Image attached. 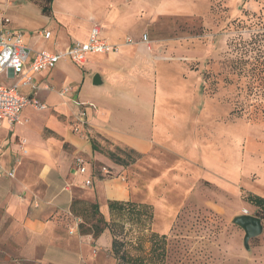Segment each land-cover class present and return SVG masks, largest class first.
Segmentation results:
<instances>
[{"label": "crops", "instance_id": "crops-1", "mask_svg": "<svg viewBox=\"0 0 264 264\" xmlns=\"http://www.w3.org/2000/svg\"><path fill=\"white\" fill-rule=\"evenodd\" d=\"M16 5L24 17L36 9L51 26L43 31L41 27L29 29L38 30L36 35L12 26L3 14ZM49 8L46 15L42 0H0V31H20L30 48L58 54L75 42L87 41L97 24L102 36L119 46V52L88 55L82 66L61 60L34 74L39 88L36 98L45 109L34 117L23 110L21 121L12 127L0 124V168L14 171L13 178L0 176V251L25 264H115L109 228L95 238L81 233L79 226L86 220L72 210L74 202H81L75 211L84 214L91 212L88 204H96L109 222L108 201H131L125 171L109 159L108 152L120 149L148 155L159 151L180 155L182 160L212 161L218 172L214 177L230 188L233 178H238L237 159L233 163L232 148L226 146L231 157L223 164L222 150L207 148L206 99L194 92L188 95L193 87L190 74L183 72L181 54L159 48L148 35L159 16L178 10L173 0H52ZM143 36L149 47L142 42ZM95 76L98 85L93 84ZM0 80L11 84L3 76ZM63 88L69 92L60 96ZM18 91L24 96L32 93L24 86ZM80 102L96 107V111L86 110L85 138L72 131ZM210 139L215 144L216 139ZM77 156L88 163L85 175L76 172L73 160ZM102 167L116 175L93 173ZM86 178L91 180L89 186L84 185ZM254 192L264 198V191L255 188ZM172 201L159 215L166 225L174 216ZM159 212L155 207V219ZM95 218L87 219L84 228Z\"/></svg>", "mask_w": 264, "mask_h": 264}, {"label": "rangeland", "instance_id": "rangeland-1", "mask_svg": "<svg viewBox=\"0 0 264 264\" xmlns=\"http://www.w3.org/2000/svg\"><path fill=\"white\" fill-rule=\"evenodd\" d=\"M173 1L178 10L159 16L148 35L159 48L181 54L183 72L190 74L193 87L188 95L194 92L206 99V146L222 150L223 164L230 162L227 147H231L238 178H233L230 188L214 177L218 172L212 161L182 160L180 155L159 151L148 155L116 151L130 202L149 206L153 216L147 233L128 224L122 230L123 220L114 224L115 233L124 240L140 237L141 246L126 245V249L144 264H160L149 251L150 233L166 237L162 264H264V224L262 233L249 241L248 250L243 246V231L232 224L235 216L244 211L248 215L249 208L255 216L245 198L256 195L255 188L264 191V0ZM3 15L30 35L38 30L29 29L43 31L51 26L36 9L24 17L16 5ZM24 110L29 117L38 112ZM170 201L175 212L166 225L159 215ZM155 207L160 209L157 219ZM17 261L0 251V264H25Z\"/></svg>", "mask_w": 264, "mask_h": 264}, {"label": "built area", "instance_id": "built-area-1", "mask_svg": "<svg viewBox=\"0 0 264 264\" xmlns=\"http://www.w3.org/2000/svg\"><path fill=\"white\" fill-rule=\"evenodd\" d=\"M45 38L50 36V33L44 34ZM142 42L149 47L147 36H143ZM130 44V40H126ZM119 46L111 44L102 36L101 27L97 24L93 25L88 40L85 42H75L64 52L51 53L44 50H34L30 48L24 41L23 34L20 31L3 29L0 31V77L11 82L6 85L0 80V124L4 122L12 127L21 121V113L26 108H31L36 111L45 109L37 98L39 90L35 83L33 75L45 70L53 68L59 61L66 60L74 65L82 66L88 55L118 53ZM29 87L32 91L30 96L21 95L18 91L20 87ZM44 90H49L45 86ZM69 92V88H63L58 91L60 96H65ZM79 108L72 131L80 137L85 138L84 130L88 127L86 110L96 111V107L90 102L77 103ZM25 141L20 142V148L23 154L26 153L24 148ZM76 172L79 175L87 174L89 170L88 163L83 157L77 156L73 160ZM101 173L108 177H114L105 167L101 168ZM14 177V171L4 172L0 168V176ZM91 180L86 178L84 185L89 186ZM247 215V212L244 211Z\"/></svg>", "mask_w": 264, "mask_h": 264}, {"label": "trees", "instance_id": "trees-1", "mask_svg": "<svg viewBox=\"0 0 264 264\" xmlns=\"http://www.w3.org/2000/svg\"><path fill=\"white\" fill-rule=\"evenodd\" d=\"M52 0H42V13L49 15L50 14V2ZM116 151L120 153H125L124 150L116 149ZM116 151H110L107 153L110 160H112L115 164L122 165L120 162L121 157L116 154ZM130 153L136 154L133 150H128ZM128 152V153H129ZM110 173L112 172L111 169H108ZM93 173H95L98 177L101 175V169L97 170L94 169ZM112 175V174H111ZM115 176V175H114ZM245 201L254 207L255 209V217L259 218L264 224V198L258 196L249 194L246 196ZM77 204H81V202H74L72 204V210L74 211L73 214L76 216H80L84 219V221L87 219L95 218L94 222L88 227H85L84 224H80V232L81 233H91L92 236L95 238L98 235H100L106 227L109 228L111 236H112V242H111V253L113 258L115 259V264H144L141 259L133 258L127 251L126 245L130 246H141L140 237L136 236L133 238V240H124L123 238H119L114 230V224L120 220L124 221L125 224H121L122 230H124L125 225L128 224L129 226L142 228L144 232L147 233V229H149V221L152 218V212L151 208L146 205H139L134 204L132 202H118V201H108V210L110 214V221L105 222L102 215L98 211V206L96 204L87 205L88 208L91 210L90 213L84 212H76L75 209L77 208ZM76 212V213H75ZM141 237H145V234H140ZM147 241L150 245V254L151 257H155L160 264L163 263L164 256H165V241L166 237L165 235H159L156 233H150L148 234ZM150 261L152 258L149 259Z\"/></svg>", "mask_w": 264, "mask_h": 264}, {"label": "water", "instance_id": "water-1", "mask_svg": "<svg viewBox=\"0 0 264 264\" xmlns=\"http://www.w3.org/2000/svg\"><path fill=\"white\" fill-rule=\"evenodd\" d=\"M93 84H99L98 76L94 77ZM232 224L243 231L244 235L242 241L243 246L246 250H248L249 248V241L253 238L258 237L263 231L261 220L253 215L241 214L235 216L232 219Z\"/></svg>", "mask_w": 264, "mask_h": 264}]
</instances>
